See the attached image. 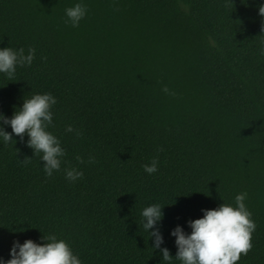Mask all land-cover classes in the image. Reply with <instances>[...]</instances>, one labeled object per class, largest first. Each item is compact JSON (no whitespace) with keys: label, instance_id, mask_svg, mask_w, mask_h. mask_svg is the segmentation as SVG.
Returning <instances> with one entry per match:
<instances>
[{"label":"trees","instance_id":"1","mask_svg":"<svg viewBox=\"0 0 264 264\" xmlns=\"http://www.w3.org/2000/svg\"><path fill=\"white\" fill-rule=\"evenodd\" d=\"M87 8L78 27L66 9ZM229 3V7L225 4ZM264 0H0V49L35 48L0 73V113L51 93L66 155L47 177L40 155L0 137V258L55 235L81 264H182L171 232L203 210L244 201L256 224L238 264H264ZM46 57V59H44ZM167 85L175 93L167 95ZM68 126L82 132L66 131ZM163 151H159V149ZM84 163L77 162L76 157ZM25 158L30 163H21ZM94 158V163L89 160ZM158 158L157 171L144 165ZM83 172L76 181L66 169ZM163 209L160 249L143 210ZM156 231V228L149 232ZM172 257L164 261L161 249ZM18 251V250H17Z\"/></svg>","mask_w":264,"mask_h":264},{"label":"clouds","instance_id":"2","mask_svg":"<svg viewBox=\"0 0 264 264\" xmlns=\"http://www.w3.org/2000/svg\"><path fill=\"white\" fill-rule=\"evenodd\" d=\"M229 6V3L225 4V7ZM258 12L261 17H264V5L259 7ZM86 13V6L80 3L66 9V16L74 28L79 26ZM35 54V48L31 47L27 54L24 48L0 49V73L5 74L9 80L14 79L17 66H31ZM162 91L167 95H175L167 85L162 87ZM56 103L57 100L51 93L36 94L30 99H24L22 108L16 111L11 119L0 113V137L5 143H9L15 142L12 134L19 137L21 141L27 135L29 137L27 146L33 149L34 155L42 154L43 171L47 177H51L54 171L60 170L61 158L66 155L60 140L46 130L52 126L51 109ZM3 125H10L12 134L6 132ZM66 131L75 132L77 138L82 135V132L72 126H68ZM76 160L80 164L84 163L80 156H77ZM30 162L31 159L25 158L21 163ZM94 162V158L89 160V163ZM158 163V158H153L150 165L143 166L144 171L148 174L155 173L158 170ZM65 171L66 178L70 181L83 177V172L75 168ZM246 197L247 193L236 195V207L223 203L214 210H203V218L189 221L191 234H186L181 227L177 226L171 232V235L176 238L175 244L178 249L175 259L182 264H238L241 256H246L251 251L252 233L256 228L252 213L244 203ZM162 209L159 204H153L142 212L143 228L149 233L150 238H154V250L160 249L163 243V237L157 228L163 219ZM153 228H156V231L149 232ZM43 239L47 242L42 246L30 239L23 244L14 242L10 251L11 259L6 264H81L80 259L73 254L64 240H57L55 235L43 236ZM161 252L164 261L172 260L167 248L161 249ZM0 264H5L2 258H0Z\"/></svg>","mask_w":264,"mask_h":264}]
</instances>
